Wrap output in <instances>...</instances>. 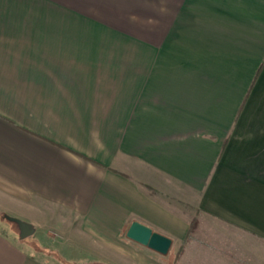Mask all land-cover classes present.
Masks as SVG:
<instances>
[{
	"label": "crops",
	"instance_id": "obj_1",
	"mask_svg": "<svg viewBox=\"0 0 264 264\" xmlns=\"http://www.w3.org/2000/svg\"><path fill=\"white\" fill-rule=\"evenodd\" d=\"M0 213V264H264V0H0Z\"/></svg>",
	"mask_w": 264,
	"mask_h": 264
},
{
	"label": "water",
	"instance_id": "obj_2",
	"mask_svg": "<svg viewBox=\"0 0 264 264\" xmlns=\"http://www.w3.org/2000/svg\"><path fill=\"white\" fill-rule=\"evenodd\" d=\"M4 218L7 222L17 226L20 240L31 237L35 232L33 225L28 222L8 215H5ZM125 238L163 256L168 254L172 245V240L169 237L154 231L151 227L139 221H132L129 224L125 232Z\"/></svg>",
	"mask_w": 264,
	"mask_h": 264
},
{
	"label": "rangeland",
	"instance_id": "obj_3",
	"mask_svg": "<svg viewBox=\"0 0 264 264\" xmlns=\"http://www.w3.org/2000/svg\"><path fill=\"white\" fill-rule=\"evenodd\" d=\"M0 232L2 233H6L8 235H11L13 237H17L18 236V228L15 224L13 223H9L7 221H5L4 219L0 218ZM125 234V231L123 232V236ZM183 246L180 248V250L178 252H180L182 250ZM175 259L173 261V258L171 257V260L168 262V264H175Z\"/></svg>",
	"mask_w": 264,
	"mask_h": 264
},
{
	"label": "trees",
	"instance_id": "obj_4",
	"mask_svg": "<svg viewBox=\"0 0 264 264\" xmlns=\"http://www.w3.org/2000/svg\"><path fill=\"white\" fill-rule=\"evenodd\" d=\"M5 214L3 213H0V218L4 219L5 220ZM6 221V220H5ZM196 225V222L195 221H192L191 225H190V228H189V232H188V237L189 235H191L194 231V227ZM56 257H58V260L62 263V264H68L66 261H64L63 259H61L58 255H56ZM180 257V252L177 253L176 257H175V261H177Z\"/></svg>",
	"mask_w": 264,
	"mask_h": 264
}]
</instances>
